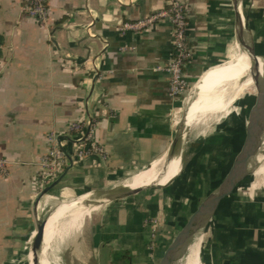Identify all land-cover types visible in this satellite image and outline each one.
<instances>
[{
	"label": "crops",
	"instance_id": "crops-1",
	"mask_svg": "<svg viewBox=\"0 0 264 264\" xmlns=\"http://www.w3.org/2000/svg\"><path fill=\"white\" fill-rule=\"evenodd\" d=\"M166 1L48 0V20L40 23L22 12L23 0H0V158L8 167V175L0 177V264H16L18 251L31 244L48 200H55L51 213L82 196L85 207L98 210L86 217L94 218L92 241L73 243L94 253L83 264H157L176 224L198 205L189 187L201 158L209 151L229 152V165L234 133L219 135L215 128L216 135L191 147L181 143L182 136L175 148L180 169L168 183L89 205L92 196H100L94 201L99 202L112 195L101 193L107 187L122 183L123 190L131 176L166 160L178 135L186 95L171 98L168 76L154 70L170 57L172 25L164 19L141 32L117 30L164 8ZM184 1L192 49L185 70L189 86L209 71L191 105L190 125L204 92L222 88L233 73L210 71L232 61L233 48L248 46L264 59V0H239L237 9L235 0ZM247 95L236 101L244 121L255 110L246 116L252 100ZM81 119L95 122L94 143L107 160L98 165L91 158L76 160L68 145L70 165L58 185L41 196L46 188L38 191L35 177L51 146L49 134ZM67 217L48 225L49 239L48 229ZM41 249L39 264H52L43 242ZM198 253L196 264H264V159L248 182L219 202L203 233L201 262Z\"/></svg>",
	"mask_w": 264,
	"mask_h": 264
},
{
	"label": "rangeland",
	"instance_id": "rangeland-1",
	"mask_svg": "<svg viewBox=\"0 0 264 264\" xmlns=\"http://www.w3.org/2000/svg\"><path fill=\"white\" fill-rule=\"evenodd\" d=\"M226 62L227 61H224L222 64H225ZM250 86H252V83H250L247 86L238 88L237 90L234 91L231 86L227 85L224 88L218 89L214 87L212 90L210 91L208 90L204 92L203 98L199 104L200 108L195 112L194 120L190 123V125L180 129V125H181L182 118H183V113L181 112L179 114L180 116H179L178 132L183 130L182 131L183 139H181L182 141L181 143H185L189 145V147H191L195 143L202 144L204 143L206 138H209L210 134H213L214 132H216L214 131V129L217 128L219 135L225 132L235 134V143H234L233 148L236 154V152L239 150L241 146L242 137L240 134V129L238 127V123L236 121V113L239 111L237 110L239 109L237 108V106H239V103L237 102L233 103V100L238 98V100L240 101L244 99L246 96H248L247 93H251L254 88V87L251 88ZM251 98L252 100L250 101L249 106L247 107L246 112H245L246 116L248 115V111L250 107L252 105L257 104L256 98H254V96H252ZM217 102L220 105L219 108H211L212 106L216 105ZM240 108L242 109V107ZM259 112L261 113L260 109H259ZM258 119L259 117L254 121L255 123L252 122L250 125L256 124ZM231 157L232 155L229 152L224 153V152H221V151L218 152L215 150V151H209L205 153L203 158H201L202 163L199 164L200 171H197L198 174H196V176L194 174L191 175L192 180L190 182V187H189V189L193 192L192 193L193 198L196 199V201H194L193 203L194 205L196 203L199 204V202L219 184L221 178L224 175V172L226 171L228 167V162L231 159ZM260 159L261 158H259V160ZM144 172L146 171L145 170L140 171L135 175H138ZM197 175L198 176L200 175L202 177L200 178ZM0 177H3V176H0ZM121 186H122V183L115 184L112 187H107L105 191L101 193L113 194L116 191H121L122 189ZM91 198H93L91 200L92 202V201L99 200V198L101 197L95 195V196H92ZM59 202L60 201H58V203ZM54 203H55V200H48V202L45 204L46 206L44 207L43 211H41L39 215L40 221L44 220L46 216L50 213ZM94 210L90 212L92 213ZM97 211H94L93 213L96 214L98 213ZM81 217H82V214L72 215L71 217L58 220L48 229L47 232H48V235L50 236L52 243L56 246V248L59 245H60L59 247H61V248H57V250L53 252L52 255L51 254L47 255L48 259H51L50 262L52 264L53 263L54 264H83V260H85V262L87 263L88 257H94L93 256L94 253L90 252V249L88 246L86 250H82V251H79L76 248H74L76 245L75 241H78V240L82 241L83 239L84 240L86 239L85 242L89 244L90 240L92 241L91 236L95 233L94 218L91 216L89 218L82 219ZM183 220L184 219H182L180 223L176 224L175 230H177V228L179 227V224H181ZM79 230L80 232L76 234L75 236L71 232V231L77 232ZM204 230L202 233H200V237H201L200 254H201V250L203 247ZM68 237H71V238L68 239ZM74 242H75V245L73 244ZM30 247H31V244L26 249L22 251H18L16 264H29L28 255L31 249ZM74 253L76 255L75 257L73 256ZM39 262H40V259L38 257V264Z\"/></svg>",
	"mask_w": 264,
	"mask_h": 264
},
{
	"label": "built area",
	"instance_id": "built-area-1",
	"mask_svg": "<svg viewBox=\"0 0 264 264\" xmlns=\"http://www.w3.org/2000/svg\"><path fill=\"white\" fill-rule=\"evenodd\" d=\"M22 12L40 23H45L50 14L48 0H23ZM164 19H167L173 28L172 48L167 63L163 66H156L154 70L161 71L168 76L171 98H183L190 88L185 77V70L192 59V49L188 42L186 2L167 0L164 8L137 22L121 23L117 30L120 34L127 31L141 32ZM94 131V121L81 119L71 123L62 133L49 134L51 146L48 152L40 158V170L35 177L38 191L44 190L58 180L70 165L68 145L71 146L73 157L76 160L91 158L95 165L107 160L104 149L94 143ZM7 175V162L0 158V176L6 177Z\"/></svg>",
	"mask_w": 264,
	"mask_h": 264
},
{
	"label": "water",
	"instance_id": "water-1",
	"mask_svg": "<svg viewBox=\"0 0 264 264\" xmlns=\"http://www.w3.org/2000/svg\"><path fill=\"white\" fill-rule=\"evenodd\" d=\"M238 3L239 0H235L236 9ZM236 26H237V30H240L238 21L236 23ZM243 46L244 48L243 49L240 48V50L244 51L250 59V65H251L250 74H251L253 87L257 89V96H256V100H257L258 97L264 96V77L261 79L262 74L260 72L259 59L254 55L252 48L245 45ZM199 79L196 81V83L199 81ZM196 83L189 88L183 100V106H184L183 118L180 125V129L187 126L186 125V113L188 107L187 103H189V100L195 95ZM237 100L238 98L234 99L233 103H236ZM237 108H239L237 109L239 111L236 113V116L238 118V124L241 129V137H242V143L239 150L236 152V154L233 156L232 160L230 161L219 184L199 202L197 207L191 212V214L187 217V219L181 224V226L173 234L170 241L163 250L161 256L159 257L157 264H181L184 261V253H183L184 246L189 240V238L192 236L196 228H198L200 224H202V222L204 221H206L207 224L210 217L213 215L216 207L218 206L219 202L222 199L229 196L235 189H237L238 186L244 181L246 177L253 175V173L260 166L261 159L259 160V158L264 159V129H263L264 104L257 103V105L255 106L254 114L250 113L246 121H244V116H242L244 109H241L238 106ZM259 109L261 113H259L257 117H260L261 121L259 122L258 125H255V127H253L255 128L254 130L251 129L250 123L252 118H254L255 115L259 112L258 111ZM241 118H243V120H241ZM259 129H263V131L261 130L262 133L261 132L259 133ZM252 130H254L253 134H255V136L257 137L259 136L257 140L256 138L251 137L250 134ZM182 131L183 130L178 132V135L175 141L173 142V145L166 157L165 165L164 168L162 169V173L160 174V177L164 175L169 161L175 157L176 144L177 142L180 141L181 137L183 136ZM61 179L62 176L54 183H52L49 187H47L41 193V196L45 195L48 191H50L56 185H58ZM159 185H160L159 181H157L147 187H140L136 189L124 188L123 190L114 193L112 195H103V199L101 201L99 202L92 201L89 203V205L95 206L98 204L122 199L130 195H133L137 192H140L143 189L153 188ZM46 223H47V217L44 220L42 221L38 220L37 222L36 232L33 235L31 247H30L31 248L30 252L32 254V261H31L32 264H38V257L42 247V236Z\"/></svg>",
	"mask_w": 264,
	"mask_h": 264
},
{
	"label": "bare ground",
	"instance_id": "bare-ground-1",
	"mask_svg": "<svg viewBox=\"0 0 264 264\" xmlns=\"http://www.w3.org/2000/svg\"><path fill=\"white\" fill-rule=\"evenodd\" d=\"M233 57H234V59L232 61H230V62L227 61L225 64L219 65V66L211 69L210 71L222 68V72H224V71L233 72L231 74L230 78L224 84H222L221 87L224 88L225 86L229 85L235 91L238 88L247 86L250 83H252V79H251V74H250V69H251L250 59H249L248 55L245 52L243 53V51H241L239 48H233L231 51V54H230V58H233ZM259 66H260V72L262 74V76H261V79H262L264 77V59H259ZM207 73H205L203 75V77L196 83L195 95L193 96V98L188 103L187 113H186V125L187 126H188V121H189V112H190L191 105L197 99L200 86L202 85ZM250 87L253 88V83H252V86H250ZM250 89H248V90H250ZM249 94H250V97L254 96V98H256L257 89L254 87L252 92ZM257 103L264 104V96L258 97ZM256 105H252L249 110H251L253 108L255 109ZM219 106L220 105L217 102L216 105L212 106L211 108H219ZM213 112H214V110H213ZM259 113L260 112H258L255 115V117L252 118L251 123L254 122L258 118L257 115H259ZM253 114H254V111H253ZM260 121H261V118L259 117L256 124L250 125L251 129L255 130V128H253V127H255V125H258ZM263 129H264V126H263ZM263 129H259V133L260 132L262 133ZM254 130H252L250 135L252 138L254 137L257 140L259 138V136L257 137V136H255V134H253ZM165 161H166L165 158L160 159L158 163L151 165V167L149 169H146L145 170L146 172L132 176L128 181L125 182V185H124L125 188L136 189V188H140V187H147V186H149V185H151L157 181H159L160 185H165L166 183H168L179 172L180 162H179L178 158H176V157L172 158L166 167L164 175L160 177V174L162 173V169L164 168V165H165ZM159 177H160V179H159ZM85 197L86 196H82L80 198H77L76 200L69 201L67 203H61L56 207V209H54L47 216V223H46L44 231H43L42 242L44 243L45 247L47 248V250L49 251V253L51 255L53 252H55L57 250V248L51 242V240L49 239V237L46 234V229L48 228V225L51 222H54L56 219H59L60 217H63L65 215L72 216V215L82 214L81 218L86 219V217H88V213L94 207H85L84 206L85 199H86ZM205 226H206V221L202 222V224H200V226L198 228H196V230L193 232L192 236L189 238V240L185 244L184 249H183L184 261L181 264H186L189 256L194 251V249H195L194 256L192 259H190L188 264H196V257H197L198 249L200 246V239H201L200 233L203 232ZM75 233H76V231H73V234H75ZM39 254L40 255L42 254V249H41ZM40 255H39V258H40ZM198 260L201 262L200 249H199V253H198ZM31 261H32V254H31ZM30 264H32V263L30 262Z\"/></svg>",
	"mask_w": 264,
	"mask_h": 264
},
{
	"label": "trees",
	"instance_id": "trees-1",
	"mask_svg": "<svg viewBox=\"0 0 264 264\" xmlns=\"http://www.w3.org/2000/svg\"><path fill=\"white\" fill-rule=\"evenodd\" d=\"M250 177H251V176L246 177V178L244 179V181H243L241 184H244V183L248 182L249 179H250Z\"/></svg>",
	"mask_w": 264,
	"mask_h": 264
}]
</instances>
